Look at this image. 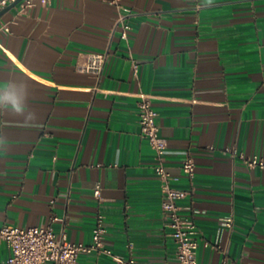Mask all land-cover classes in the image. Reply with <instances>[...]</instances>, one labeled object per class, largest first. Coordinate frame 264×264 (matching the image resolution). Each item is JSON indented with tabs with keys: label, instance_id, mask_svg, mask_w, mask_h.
Wrapping results in <instances>:
<instances>
[{
	"label": "crops",
	"instance_id": "1",
	"mask_svg": "<svg viewBox=\"0 0 264 264\" xmlns=\"http://www.w3.org/2000/svg\"><path fill=\"white\" fill-rule=\"evenodd\" d=\"M24 2L0 10V225L56 216L58 236L91 244L101 215L116 254L176 264L157 160L137 122L148 94L171 185L188 193L180 213L208 243L198 263L264 264V169L226 151L264 157V0H120L134 13L128 40L114 32L112 0H36L21 12ZM102 53L100 78L81 71ZM9 255L0 245V262ZM78 264L123 263L83 254Z\"/></svg>",
	"mask_w": 264,
	"mask_h": 264
},
{
	"label": "built area",
	"instance_id": "2",
	"mask_svg": "<svg viewBox=\"0 0 264 264\" xmlns=\"http://www.w3.org/2000/svg\"><path fill=\"white\" fill-rule=\"evenodd\" d=\"M16 0H0V10L6 8ZM36 0H25L21 12H25L34 5ZM48 4L51 0H40ZM120 10L119 17L114 26V32L118 31L123 40H128L131 30L130 19L134 13L124 8L120 0H112ZM7 29V28H6ZM108 54H89L81 71L101 77ZM135 70L138 69L134 65ZM137 122L142 136L147 140L153 150L157 165L155 172L162 183V211L167 227L177 246L176 264H199L198 250L202 242L195 220L183 216L180 213V200L187 197L188 193L176 189L171 185L172 176L166 168V143L160 136V127L157 122V111L154 108L152 97L148 94H140L138 101ZM232 157L239 158L250 169H264V157L259 155L247 156L233 148L226 150ZM183 172L193 180L196 174V162L193 156L187 155L182 162ZM100 189H95V195L99 196ZM59 218L52 216L46 225L22 228L14 225H0V245H4L10 252L9 257L0 264H78V259L83 254H97L110 257L113 261L123 264H140L134 257L124 258L116 254L104 244L107 233L104 226V218L99 215L92 232V243L69 242L64 235L58 236L52 224ZM233 219H222V225L232 228ZM220 264H234L224 255Z\"/></svg>",
	"mask_w": 264,
	"mask_h": 264
},
{
	"label": "water",
	"instance_id": "3",
	"mask_svg": "<svg viewBox=\"0 0 264 264\" xmlns=\"http://www.w3.org/2000/svg\"><path fill=\"white\" fill-rule=\"evenodd\" d=\"M20 1H21V0H16V1H15V2H13V3H12L10 6H8V7H7V9H8V8H10L11 6H13V5H15V4H17V3H19Z\"/></svg>",
	"mask_w": 264,
	"mask_h": 264
}]
</instances>
